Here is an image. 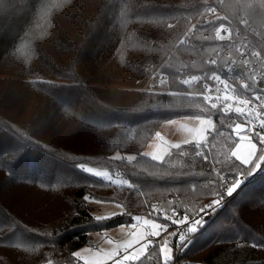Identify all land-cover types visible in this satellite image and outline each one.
<instances>
[{"label": "trees", "instance_id": "obj_1", "mask_svg": "<svg viewBox=\"0 0 264 264\" xmlns=\"http://www.w3.org/2000/svg\"><path fill=\"white\" fill-rule=\"evenodd\" d=\"M220 15L238 28L246 17L264 50V0H0V264H78L95 233L137 217L168 227L175 211L204 208L221 176L232 180L228 200L190 233L175 264H219L241 245L264 264V161L252 173L264 146L253 137L249 166L234 158L239 118L179 79L183 67L208 68ZM154 73L168 76L161 90L149 88ZM199 117L214 118L206 140L161 161L144 154L163 123ZM89 199L123 211L97 219ZM161 240L135 264H162Z\"/></svg>", "mask_w": 264, "mask_h": 264}, {"label": "built area", "instance_id": "obj_2", "mask_svg": "<svg viewBox=\"0 0 264 264\" xmlns=\"http://www.w3.org/2000/svg\"><path fill=\"white\" fill-rule=\"evenodd\" d=\"M213 10H209V14L211 16L218 15L219 17V14ZM220 17H222L221 21L214 28V33L220 30V25H223L224 28L230 31L231 35L225 40L214 38L217 47L208 60L209 66L207 69L200 72H190L183 67L180 70L179 79L182 82L184 79H190L193 75L199 77L197 82L189 86L195 88L202 97L205 95L211 97V102L217 103V108H220L224 113L238 117L239 122L247 126V130L251 131L253 137L263 136L264 127H261V121H264V50L258 48L251 36L252 34L253 36L256 35L258 31L247 26L246 17L241 20V28L229 24L224 15H220ZM192 32L194 33L196 30ZM221 35H226V33L221 30ZM180 43L185 46H194L188 36H184ZM253 52L260 53V56L252 55ZM213 60L216 61L215 64L212 63ZM243 61H247V64H244ZM191 62H194V59ZM211 76H219L221 81L228 85L227 91L224 89V83L213 81L209 78ZM161 80L164 83H161ZM166 83H168L166 74L154 73L150 78L149 88L151 90H161ZM244 84L249 85L247 90L242 87ZM202 86L211 87L213 90L205 92ZM217 88L220 89V92L215 91ZM168 92H171V89H168ZM224 96L230 97V100H225ZM256 96H260L261 99L255 100L254 97ZM229 102L232 104V109L224 111ZM236 107H241L245 112L252 113V117L239 116L234 111ZM211 122L213 128L214 119ZM241 179L243 180L242 176ZM230 180L229 177L221 176L219 190L214 199L207 203L204 208L181 217L176 216L178 212L175 211L172 215V223L166 227L165 232L158 239L153 236L148 237L147 241L152 245L156 240L169 234L173 255L169 258L168 264H175L178 257L188 249L191 242L190 233L192 231L190 229L193 226L197 228L199 224L209 222L215 216L217 210L225 205L230 196L228 191L231 188ZM195 221L199 223L194 224ZM146 231L152 233V225H146ZM181 236L184 237L183 240L178 238ZM149 249L150 247L147 250ZM125 254L119 252L117 258H122Z\"/></svg>", "mask_w": 264, "mask_h": 264}, {"label": "rangeland", "instance_id": "obj_3", "mask_svg": "<svg viewBox=\"0 0 264 264\" xmlns=\"http://www.w3.org/2000/svg\"><path fill=\"white\" fill-rule=\"evenodd\" d=\"M147 85L142 86V81L139 80L137 82V88H146ZM210 119L211 121L214 119L213 117H199V118H179L175 119L166 123H163L160 127L159 131L155 135V137L152 139L148 147L145 149L144 154L153 158L155 157V160L161 161L163 160L166 155H168L174 147H176L179 144L184 143H191L194 142L198 144L197 142L201 143L204 140H206L208 131L212 130V124L211 129L209 128V125L207 123V120ZM201 120H204L205 123H201ZM237 139L238 137L234 135ZM240 136L243 137V139H239L234 150L232 152H236L237 155L240 157L239 160L242 162V159L248 155L249 151V141L256 145L255 153L251 157L252 163L256 159V155L258 152V144L254 140L251 131L246 130L240 133ZM264 136V135H263ZM114 157H135L132 154L125 153L120 154L116 153ZM154 159V158H153ZM260 160H257L253 163L259 164V167L253 166V172H256L260 166H261ZM245 164L247 166L251 165ZM244 164V163H243ZM95 171L106 173L104 176H97L98 178L103 179L105 182L112 183L115 185H123L127 186L129 185V181L118 174H115L111 170H99L96 168H93ZM111 177L112 179L109 180L108 177ZM232 183V180H230ZM234 187L232 186L231 189ZM232 192V191H231ZM209 203V202H208ZM89 206L92 208V213L96 217H109L118 213H121L123 211L122 207L120 205L114 204V203H103L95 199H89L88 200ZM139 218V219H138ZM166 218V217H164ZM138 222V223H137ZM160 224V225H159ZM146 225H158L159 228L153 227L154 231L152 233H148L146 231ZM162 225V228H161ZM166 225L164 222H158L155 220H151L146 217H137L134 218V223H130L129 225H121L116 228L95 233L92 235V242L93 244L85 245L81 247L79 250H77L76 254L79 253L78 261L81 264H135L136 261H138L142 256H144L147 252V249H144L143 251L140 250L141 244L150 242L147 241L148 237L151 235L158 239L160 235L165 232ZM163 230H161V229ZM159 233L158 235L156 233ZM161 240V239H160ZM167 242L168 246V256H171V248H170V236L167 234L160 242H162V245L164 242ZM134 253L137 256L136 260H125L124 256L120 259H118L119 252L123 253ZM78 263V264H80ZM219 264H261L258 260H253L250 257L248 247L245 245H241L239 247V251L237 253L230 252L227 254L222 255L218 259Z\"/></svg>", "mask_w": 264, "mask_h": 264}, {"label": "snow or ice", "instance_id": "obj_4", "mask_svg": "<svg viewBox=\"0 0 264 264\" xmlns=\"http://www.w3.org/2000/svg\"><path fill=\"white\" fill-rule=\"evenodd\" d=\"M213 11H214V10H213ZM221 30H223V31L226 33V35H221ZM230 35H231L230 31H229L227 28H224L223 25H220V30H217V31H216V33H215V38H217V39H219V40H225V39H226L228 36H230ZM251 54L254 55V56H256V57H259V56H260V53H258V52H253V53H251ZM212 63L215 64L216 61L213 60ZM243 63H244V64H247V61H243ZM209 78L212 79V80L215 81V82L224 83V81H221V79H220L219 76H211V77H209ZM198 80H199V77L193 75V76L190 77V79H184V80L182 81V83L185 84V85H190V84H192V83H194V82H197ZM161 83H164V81L161 80ZM202 87H204V86H202ZM242 87H243L245 90H247V89L249 88V85H248V84H244V85H242ZM224 89H225V91H227V89H228V85H227L226 83H224ZM204 90H205V92H211L213 89H212L211 87H204ZM215 91H216V92H220V89L217 88V89H215ZM204 99H205V101H207V102L210 103L211 108L215 109V108L217 107V103H212V102H211V99H212L211 97L205 95V96H204ZM224 99H225V100H230V97H228V96H224ZM254 99H255V100H260L261 97H260V96H256V97H254ZM231 109H232V104H231V102H229V103L227 104L226 108L224 109V111H230ZM234 111H235V113L238 114L239 116H247V117H249V118L252 117V113H250V112H245L241 107H236ZM201 123L203 124V123H205V121H204V120H201ZM207 123H208V125H209V128L211 129V124H212L211 120L208 119V120H207ZM231 127H232V130H233V134L236 135V136L238 137V139H243V137L240 136V133H241L242 131H246V129H241V127H240L239 125H233V126H231ZM261 127H264V121H261ZM258 142H259L262 146H264V136H259V137H258ZM197 143H199V142H197ZM255 149H256V145L253 144V143H251V142L249 141V151H248V155L245 156V157L242 159V163H244V164H250V163H252V159H251V157L254 155V153H255ZM232 155H233L234 157H236L237 159H240V157L237 155L236 152H232ZM120 158H121V157H114V159H120ZM153 158L155 159V157H153ZM126 159H128V160H133V159H135V157H127ZM258 159H259L260 161H264V155H261ZM253 166H254V167H259V164H255V165H253ZM79 167H81V169H82L83 171H85V172H87V173H90V174H94V175H97V176H104V175H106V173H102V172L95 171L92 167H86L84 164L79 165ZM108 179L111 180L112 178L109 176ZM232 190H233V189H231V188L228 189L229 194L231 193ZM97 219H101V217H97ZM138 219H139V218H138ZM197 223H199V222H198V221H195V222H194V224H197ZM153 227H157V228H159L160 226H158V225H153ZM161 230H163V229H161ZM195 230H196L195 226H193V227L190 229V231H195ZM156 234L158 235L159 233L157 232ZM178 238L181 239V240L184 239V237H182V236H181V237H178ZM148 246H149L148 243L141 244V246H140V250L143 251V250L146 249ZM168 251H169V249H168V246H167V242L165 241L164 244L160 246V253H161V256H162V262H163V264H168V260H169ZM75 255L79 256V253H77V254H75ZM124 259H125V260H133V261H134V260L137 259V256H136L134 253H129V252L126 251V254H125V256H124Z\"/></svg>", "mask_w": 264, "mask_h": 264}, {"label": "water", "instance_id": "obj_5", "mask_svg": "<svg viewBox=\"0 0 264 264\" xmlns=\"http://www.w3.org/2000/svg\"><path fill=\"white\" fill-rule=\"evenodd\" d=\"M234 125H239L241 127V129H246L247 130V126L240 123V122H236ZM233 131V130H232ZM243 132V131H242Z\"/></svg>", "mask_w": 264, "mask_h": 264}, {"label": "crops", "instance_id": "obj_6", "mask_svg": "<svg viewBox=\"0 0 264 264\" xmlns=\"http://www.w3.org/2000/svg\"><path fill=\"white\" fill-rule=\"evenodd\" d=\"M120 259V258H119Z\"/></svg>", "mask_w": 264, "mask_h": 264}]
</instances>
